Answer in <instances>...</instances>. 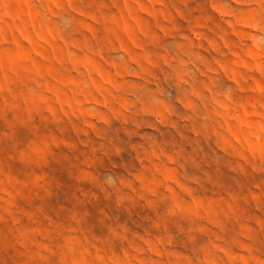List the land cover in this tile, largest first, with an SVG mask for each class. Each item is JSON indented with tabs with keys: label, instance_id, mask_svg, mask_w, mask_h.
<instances>
[{
	"label": "rangeland",
	"instance_id": "1",
	"mask_svg": "<svg viewBox=\"0 0 264 264\" xmlns=\"http://www.w3.org/2000/svg\"><path fill=\"white\" fill-rule=\"evenodd\" d=\"M0 249L264 264V0H0Z\"/></svg>",
	"mask_w": 264,
	"mask_h": 264
},
{
	"label": "clouds",
	"instance_id": "2",
	"mask_svg": "<svg viewBox=\"0 0 264 264\" xmlns=\"http://www.w3.org/2000/svg\"><path fill=\"white\" fill-rule=\"evenodd\" d=\"M0 251H2V249H0ZM0 264H15V261L8 259V260H4L2 258H0Z\"/></svg>",
	"mask_w": 264,
	"mask_h": 264
}]
</instances>
